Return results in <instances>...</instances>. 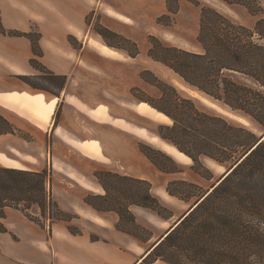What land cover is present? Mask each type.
I'll return each mask as SVG.
<instances>
[{
	"label": "trees",
	"instance_id": "16d2710c",
	"mask_svg": "<svg viewBox=\"0 0 264 264\" xmlns=\"http://www.w3.org/2000/svg\"><path fill=\"white\" fill-rule=\"evenodd\" d=\"M171 1L176 4L172 7ZM178 0H166L168 12L174 13ZM200 5L195 45L200 50L162 44L155 36L149 37L147 55L175 73L182 82L203 93L229 110L248 118L264 131V7L258 0L250 3L223 0L228 4L240 3L251 15H258L254 25L239 23L209 5ZM160 17H168L161 15ZM159 20V19H158ZM159 22V21H158ZM95 32L104 39L113 34L129 43L127 50L135 57L139 51L131 39L113 33L98 25ZM4 35L25 36L32 43L34 57L30 64L40 72L36 78L52 83L54 88L42 86L30 76H19L33 87L58 93L66 76L48 70L38 57L43 54L38 32H21L3 27ZM150 73L153 79H147ZM44 74V75H43ZM140 77L160 92L158 100H145L146 104L171 120L159 124L157 134L191 158L193 164L203 167L201 157H208L232 170L197 204L188 210L148 252L143 262L160 259L166 264H264V138L241 122L215 110L202 107L189 96L149 70ZM15 127L0 114V134L14 133ZM140 151L160 171L172 172L157 156L161 151L139 144ZM93 175L104 189V194L86 193L83 201L97 212L114 211L118 215L115 226L139 241H147L138 231L148 229L136 221L130 205L153 211L163 219L173 216L172 211L152 192L147 179L122 175L112 170H94ZM174 183L198 187L184 180L168 181L166 191L187 202L189 195L171 188ZM196 197L204 193L197 188ZM197 198V199H198ZM196 199V200H197ZM195 200V201H196ZM126 201V204L123 202ZM194 201V202H195ZM21 210L31 220L45 225V220L71 221L75 215L62 210L52 198L50 176L41 171L0 166V219L4 208ZM128 221L134 229L123 226ZM74 234L81 230L67 226ZM6 228L0 221V232ZM95 238V236H92Z\"/></svg>",
	"mask_w": 264,
	"mask_h": 264
},
{
	"label": "crops",
	"instance_id": "0c3cea01",
	"mask_svg": "<svg viewBox=\"0 0 264 264\" xmlns=\"http://www.w3.org/2000/svg\"><path fill=\"white\" fill-rule=\"evenodd\" d=\"M91 9L89 0H0L3 27L38 32L43 51L38 60L53 73L66 76L65 85L57 94L24 82L19 76L34 78L39 72L30 64L34 57L32 43L25 36L0 33V114L16 129L14 133L0 134V166L47 169L52 198L62 210L75 215L69 222L56 220L43 226L21 210L5 207L0 219L6 228L0 232V264H166L160 259L142 261L158 237L145 246V242L116 228L117 213L97 212L83 201L86 193H104L93 175L95 164L115 165L111 167L115 172L142 179H146L153 165L137 148V136L141 137L136 132L137 125L117 114L112 105L101 110L102 106L91 104L83 94L85 77L73 74L86 67L79 55L89 44L85 27ZM112 16L129 22L125 14L114 12ZM69 36L76 39L77 48ZM194 48L200 50L197 45ZM97 81L102 90L103 83ZM135 105L132 104L133 110L137 112ZM33 113L48 122L38 120ZM137 151L141 155L138 161ZM74 156L94 164L77 168L72 161ZM158 171L165 175L161 195L172 200L175 196L167 193L166 185L177 177L175 173ZM135 208L146 210L130 205L135 215ZM178 217L162 218L164 222L172 219L166 230ZM68 225L77 226L81 233H71Z\"/></svg>",
	"mask_w": 264,
	"mask_h": 264
},
{
	"label": "rangeland",
	"instance_id": "374dc122",
	"mask_svg": "<svg viewBox=\"0 0 264 264\" xmlns=\"http://www.w3.org/2000/svg\"><path fill=\"white\" fill-rule=\"evenodd\" d=\"M89 1L93 5V9L89 10L86 20L87 27H85L87 34H89V44L82 51L81 55H79L86 67L78 69L75 71V73H73L85 77L86 79V81L84 80L83 83L86 86V89L83 90V94L87 96V99L89 102H91V104H98L99 106H102L100 107L101 110H104L107 108V106L112 105L115 108L117 114L134 122L137 125L136 132L141 136L140 138L137 136V148L139 149V144L142 143L159 150L161 153L166 155L167 158L157 154L159 159L165 165L173 168V170L175 169V171L168 172L175 173L177 177L171 181L184 180L194 183L198 186V190H201L203 193H205L209 188L211 190V185L225 172L228 165H221L208 157H201L203 167L199 165L192 167L193 162L190 157V159L186 160L185 162L176 161L165 151L154 146L146 139V137L159 136L157 134V126L159 124H170L171 120L162 114V119H158L146 115L140 112L138 109L147 108L159 113L145 103V100H158L160 97L159 90L154 85L140 77L141 71L149 70L159 79L174 85L183 96H189L195 99L202 107L215 110L224 116L239 121L237 117L241 115L229 110L227 107L212 100L196 89L185 85L182 80L169 68L164 66L162 63L153 60L147 55V50L150 45L149 37L151 35L155 36L162 44L165 45L169 44L186 49H195L194 43L198 30L200 5L192 2L191 0H178V8L176 12L171 13L167 10L166 0ZM198 1L201 5L212 6L220 12L231 17L235 21L249 27L254 25V22L258 16L249 14L247 9L240 3L228 4L223 0ZM234 1H239L242 3L251 2V0ZM258 1L264 7V0ZM170 5L172 7L176 6L173 1H171ZM114 12H119L129 16V22L118 20L112 16ZM163 14L168 15V17H160ZM98 25L106 27L113 33L119 34L134 41L137 45L139 53L135 57L129 56L126 52V49L131 50L133 49V46L122 41L113 34H107L106 38L104 39L94 30V28L98 27ZM69 41L74 48H77V41L73 36H69ZM104 45L117 50L119 55L116 57H110L100 54L99 50ZM41 73H43V71L37 72L38 75ZM144 75L147 79H153V76L150 73H144ZM97 80H101L103 83L102 90L97 87ZM33 81L42 86L54 88L52 83H49L44 79L34 77ZM73 88L74 87H72V89ZM133 103H136L135 110L138 112L133 110ZM218 108L223 110L224 113L218 110ZM229 113L233 114L235 117H230ZM245 119L250 122V129L258 134L262 133V130H259L253 122H251L248 118ZM140 157L141 155L137 151V161L140 159ZM208 159L212 160V162L215 164L214 167L206 164ZM72 161L76 167L80 169H85L87 166L89 167V164L91 163L92 165L94 164L93 162H90L81 156H74ZM94 166L95 170H112L111 167H114L115 165L98 163ZM145 178L151 183L152 191L155 194L161 195V192H163L162 188L165 182V175L159 172L154 167V165H151V171ZM171 188L175 191H183L184 194L189 195L187 202L182 201L177 197L173 198L170 203L161 200V202L172 211L173 216L171 218L175 219L183 212L186 213L192 208L191 207L187 210L188 206L198 198L195 195L198 192L197 188L194 186H186L178 183H174ZM123 204H126V201H124ZM143 211L144 212L135 208L136 215H134L137 222L147 228L149 233L138 230L137 232L144 238L149 236V239L144 241V245L150 246L157 237L163 234V232L169 226L168 223H171L172 219L164 222L163 219L153 211L149 209ZM146 213L157 218L154 219L152 216L153 219H151L146 215ZM47 222L49 223L50 220H45L46 224ZM122 225L134 229V227H132L128 221H124ZM168 230L169 229H167L165 233ZM164 235H162V237ZM156 244L157 243H155V245ZM155 245H153V247ZM152 248H150L147 253L150 252Z\"/></svg>",
	"mask_w": 264,
	"mask_h": 264
},
{
	"label": "bare ground",
	"instance_id": "6f19581e",
	"mask_svg": "<svg viewBox=\"0 0 264 264\" xmlns=\"http://www.w3.org/2000/svg\"><path fill=\"white\" fill-rule=\"evenodd\" d=\"M100 51H102L104 54L106 55H110V56H118L119 55V52L117 50H114L112 49L111 47L107 46V45H104L103 47L100 48ZM140 112L146 114V115H149V116H152V117H155V118H158V119H162V115L160 113H156L150 109H147V108H138ZM218 110L222 111L224 113L223 110H221L220 108H218ZM138 112V111H137ZM35 115V117L38 119V120H41L42 122L44 123H47L48 120L44 117H42L41 115L39 114H36V113H33ZM229 116L230 117H233L234 115L229 113ZM235 117V116H234ZM237 119L245 124V125H248V127H251L250 126V122L248 120H246L244 117L242 116H239L237 117ZM146 139L152 143L153 145H155L156 147H159L160 149H162L163 151L167 152L169 155H171L175 160L177 161H185V160H188L189 157L184 155L183 153L179 152L177 150V148L172 145L171 143L163 140L161 137L159 136H155V137H146ZM90 149V148H89ZM96 155V154H95ZM207 165L211 166V167H214L215 164L212 162V160L208 159V161L206 162ZM210 190V188L208 189V191ZM207 191V192H208ZM162 196V195H161ZM164 198V196H162ZM167 202H171V200L165 196L164 198ZM151 219H153L152 217H150ZM161 239V238H160ZM159 239V240H160ZM158 240V241H159ZM157 243V242H156Z\"/></svg>",
	"mask_w": 264,
	"mask_h": 264
},
{
	"label": "water",
	"instance_id": "95a60500",
	"mask_svg": "<svg viewBox=\"0 0 264 264\" xmlns=\"http://www.w3.org/2000/svg\"><path fill=\"white\" fill-rule=\"evenodd\" d=\"M237 114V113H236ZM238 115H240V114H238ZM242 116V115H241ZM264 138V131L262 132V133H260L259 134V138H258V140L257 141H260V140H262ZM235 166V163L234 164H232V165H230L229 167H227V169L225 170V172L211 185V187H213L214 185H216V184H218L231 170H232V168ZM208 191V190H207ZM207 191L202 195V196H200L195 202H193L189 207H188V209H190L191 207H193L194 205H196L197 204V202H199L201 199H202V197L205 195V194H207ZM187 209V210H188ZM185 213V212H184ZM184 214H182L180 217H178L175 221H174V223L172 224V225H174L182 216H183ZM172 225L168 228V229H170L171 227H172ZM165 233V232H164ZM164 233L162 234V235H164ZM162 235L161 236H159L155 241H154V243L150 246V248H152L153 247V245H155V243L162 237ZM149 248V249H150Z\"/></svg>",
	"mask_w": 264,
	"mask_h": 264
}]
</instances>
